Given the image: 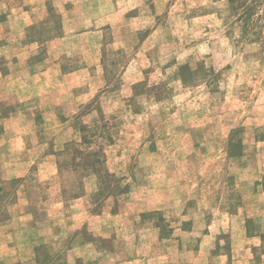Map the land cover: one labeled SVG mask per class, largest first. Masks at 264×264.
<instances>
[{
  "label": "rangeland",
  "instance_id": "rangeland-1",
  "mask_svg": "<svg viewBox=\"0 0 264 264\" xmlns=\"http://www.w3.org/2000/svg\"><path fill=\"white\" fill-rule=\"evenodd\" d=\"M0 23L5 239L264 264V0H0Z\"/></svg>",
  "mask_w": 264,
  "mask_h": 264
},
{
  "label": "crops",
  "instance_id": "crops-1",
  "mask_svg": "<svg viewBox=\"0 0 264 264\" xmlns=\"http://www.w3.org/2000/svg\"><path fill=\"white\" fill-rule=\"evenodd\" d=\"M4 29H5V24L0 23V30L4 31ZM16 30L17 32L21 31L20 26H18L17 29L15 28V31ZM2 76H3V73L1 72V69H0V77ZM63 204L64 202H60L58 205L59 207H62ZM15 219H18L19 221H24V223L21 225L22 227H26V226L35 227L36 226V222L32 214L18 215L17 217H15ZM15 219L12 218V219H9V221L12 222ZM73 219H78V218L73 217ZM79 225H77L76 227H74L75 225H73V227L77 229ZM18 234L20 233H17V235ZM5 237H9V236L4 235V232L0 231V264H53V261L47 260L45 262H42L41 260H39L40 259L39 258V246L35 241H31V243L29 241V243L21 245V248L20 247L17 248V245L12 244V240H8L7 238L5 239ZM22 247L23 248L25 247L26 249L25 252ZM98 255H100V253H98ZM24 256L26 257L24 258ZM81 259H82V256H76L75 261L72 264L83 262Z\"/></svg>",
  "mask_w": 264,
  "mask_h": 264
},
{
  "label": "trees",
  "instance_id": "trees-1",
  "mask_svg": "<svg viewBox=\"0 0 264 264\" xmlns=\"http://www.w3.org/2000/svg\"><path fill=\"white\" fill-rule=\"evenodd\" d=\"M83 138H84V137H83ZM76 154H77V155H82L83 153L77 152ZM96 162H98V161H96Z\"/></svg>",
  "mask_w": 264,
  "mask_h": 264
}]
</instances>
